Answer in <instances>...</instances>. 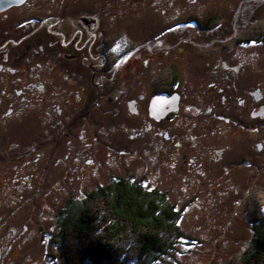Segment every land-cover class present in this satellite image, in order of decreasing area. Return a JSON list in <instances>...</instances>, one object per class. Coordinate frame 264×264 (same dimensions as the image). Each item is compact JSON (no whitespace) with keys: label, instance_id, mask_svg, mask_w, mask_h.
Segmentation results:
<instances>
[{"label":"flooded vegetation","instance_id":"flooded-vegetation-1","mask_svg":"<svg viewBox=\"0 0 264 264\" xmlns=\"http://www.w3.org/2000/svg\"><path fill=\"white\" fill-rule=\"evenodd\" d=\"M175 1L179 7H168L174 5V1L165 0L166 5L157 8L161 26L150 36L132 37L113 23L106 22L101 27L99 18H84V11L79 16L68 13L71 0H0V97L24 94L36 101V114L40 115L36 129H31L25 144L20 146L17 142L24 125L11 126L0 120V162H7L15 169L12 174L0 169V208L14 210L18 205L28 206L32 219L39 211L38 206H49L39 203L38 196L81 198L90 195L96 186L110 181L121 178L134 181L135 177L126 169L125 175H109L102 181L94 179L91 185L73 192L69 188L73 157L81 158L75 169L80 171L82 178L88 172L91 178L98 169L95 159L83 158L86 143L75 141L76 124L93 122V111L108 103L112 105L108 110L122 114L119 117L123 119L117 125L126 130L135 123L136 116H146L142 131H149L148 143L156 153L145 166L155 176H159L163 164L168 163L164 156L167 152L185 155L183 150L198 149L202 124H207L204 133L215 137L222 132L236 141L247 140L259 133L258 130H264V104H257L263 90L252 85L255 79L252 70H249L253 75L251 87H243L246 93L237 96L238 103L232 111L235 117L225 115L228 110L220 112L212 103L213 96L223 91L221 80L230 81L236 89L240 81L243 63L227 61L222 57L223 52L233 46L247 47L264 42V0H227V7L234 9L228 17L213 11L205 15L191 11L190 6L200 0ZM181 1L183 6H180ZM185 50L201 54L218 51L224 77L222 74L215 76L216 81L204 76L186 77L178 64L167 60L173 53ZM225 66L234 68L224 71ZM196 81H203V85L208 82L212 88L206 84L200 93L190 95L187 91L197 86ZM207 89L212 96L205 99ZM220 96L224 100L223 95ZM201 112L207 114L206 121L200 120ZM253 119H258L262 128L253 125ZM229 124L232 127L227 129ZM80 131L82 136L84 129ZM180 131L192 137L187 146L181 141ZM134 135L129 133L128 136ZM137 135H140L139 130ZM261 146V142L256 143L257 149ZM75 147L80 151L79 154L76 151L77 157ZM61 148L64 158L59 155ZM215 151L221 155L224 149L216 148ZM112 154L114 160L121 162V155H124V161L132 163L138 151L109 148L107 159ZM87 163L91 167L87 168ZM244 164L249 162L240 160L237 163ZM61 181L69 183L68 186H60ZM56 188L62 190V194L56 195L55 192L60 191ZM28 195L27 205L23 204ZM21 227L16 237L24 235L26 224Z\"/></svg>","mask_w":264,"mask_h":264},{"label":"rangeland","instance_id":"rangeland-1","mask_svg":"<svg viewBox=\"0 0 264 264\" xmlns=\"http://www.w3.org/2000/svg\"><path fill=\"white\" fill-rule=\"evenodd\" d=\"M173 1L174 5L168 7L178 6L176 1ZM226 1L200 0L198 4L191 5L190 10L202 15L212 11L219 12L228 17L230 13L233 14L234 9L228 8ZM162 5H166L165 0H71L68 13L79 16L84 11V18L89 16L99 18L101 27L106 22L113 23L119 30H126V33L132 37H144L150 36L155 28L161 26L160 11L157 8ZM183 5L181 1L180 6ZM82 6L85 8L81 9ZM65 19L68 20V18ZM249 51H252L255 56L252 53V56H249L251 55ZM223 53L225 54L222 57L227 61L238 60L243 64L241 63L240 81L237 84L235 82L239 90L234 88L230 81L222 82L221 80L223 91L213 96L214 100H212L216 108L220 112L228 110L226 112L228 114L225 115L235 117L232 111H235V105L238 103L237 96L243 95L240 94L241 92L246 93L243 87L245 89L251 87L250 79L253 75L249 73V70H252L255 77L252 85L263 90L261 100L257 104H264V42L247 47L233 46L231 50ZM219 55L218 51L201 54L199 51L185 50L180 54L173 53L167 60L178 64L180 70H184L186 77L204 76L216 81L215 76L220 77L222 74L218 63L221 59ZM225 67L224 71L234 68ZM210 74L213 76L211 77ZM222 75L224 77V74ZM232 76L235 75L232 74ZM203 83V81H196L197 86L189 89L187 93L189 92L190 95L193 92L200 93L202 88H206V84L207 87L212 88L208 82L204 85ZM204 93H206L205 99L212 96L209 89ZM220 95H223L224 100H221ZM0 99H2L0 120L6 121L11 126L24 125L25 129L22 132L25 136L20 134L21 139L19 138L17 142L18 146L24 145L31 129L33 131L36 129L37 119L40 120V115L36 114L38 108L36 101L24 94L12 98L1 96ZM109 108H112V105L108 103L104 105V108L94 110L91 123L76 124L75 141L81 144L86 143L84 145L86 153L83 158L95 159L98 169L96 175H92L91 178L89 172L84 173L85 177L82 178L80 171L75 169L79 161L81 162V158L73 157L71 179L66 178L70 182L68 184L71 192L91 185L94 179L102 181L109 175H125V170L129 169L133 175L131 177H135L136 181L147 188H158L165 193L170 203L179 208L177 222L182 232L189 236V238L178 240L168 253L162 254L150 264H229V260L237 256L247 245L252 233L251 217L264 202V130H258L259 133L251 135L247 140L236 141L229 139V136L223 135L222 132L217 133L215 137L204 133L207 124H202L199 127L202 134L198 140V149L183 150V152L186 151L185 155L182 152L175 155L167 152L164 156L167 157L168 163L163 164L161 174L155 176L154 172L150 173L145 166L146 162L154 159L156 153V150L148 143V139H151L149 131L146 130L144 133L142 131L144 122L147 120L146 116H136L135 123L131 124L136 130H131L132 127L126 130L117 125L123 119L119 117L122 114H115L108 110ZM206 115L201 112L200 120L206 121ZM258 121L253 119L252 124L262 128ZM42 124L45 128V124ZM231 127L229 124L227 129ZM80 129H84L82 136L79 135ZM137 130L140 131V135H137ZM129 133H135L137 136L130 138ZM180 134H182L183 145L187 146L192 137L186 132L180 131ZM95 136L97 140H94ZM257 142L262 144L260 149L256 148ZM63 148L59 151L62 158L65 156ZM109 148L137 149L138 156L132 163L124 161L126 158L124 155H121V162L118 161L117 152L114 154L115 160L113 154L107 159L106 154ZM216 148L224 149L221 155L215 151ZM77 150L78 154L80 153L79 148L75 147V156ZM190 152H193L192 155ZM243 152H246L244 157H242ZM240 160L249 164L237 165ZM62 162H64L63 159ZM152 166L155 169V166ZM89 167L91 166L87 163V168ZM0 169H7L11 174L15 170L7 162H0ZM59 184L68 186L65 181ZM61 191L55 194H62ZM54 196L47 198L38 196L39 203H47L49 206L44 208L38 206L39 211L34 213L32 219L30 216L32 211L28 206L24 208L25 205H18L14 210L5 206L0 208V264H62L57 248L52 243V237L58 231L59 211L68 199L63 196ZM29 198L28 195L23 204H26ZM24 223L26 224L24 235L16 237L17 229L18 232L22 230L21 226Z\"/></svg>","mask_w":264,"mask_h":264},{"label":"trees","instance_id":"trees-1","mask_svg":"<svg viewBox=\"0 0 264 264\" xmlns=\"http://www.w3.org/2000/svg\"><path fill=\"white\" fill-rule=\"evenodd\" d=\"M178 216L164 192L121 178L63 203L52 243L62 264H150L189 238ZM251 218L249 241L229 264H264V202Z\"/></svg>","mask_w":264,"mask_h":264}]
</instances>
